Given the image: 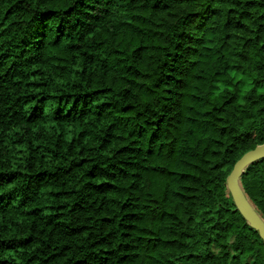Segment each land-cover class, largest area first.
Masks as SVG:
<instances>
[{"label":"trees","instance_id":"16d2710c","mask_svg":"<svg viewBox=\"0 0 264 264\" xmlns=\"http://www.w3.org/2000/svg\"><path fill=\"white\" fill-rule=\"evenodd\" d=\"M261 142L264 0H0V264H264Z\"/></svg>","mask_w":264,"mask_h":264},{"label":"water","instance_id":"95a60500","mask_svg":"<svg viewBox=\"0 0 264 264\" xmlns=\"http://www.w3.org/2000/svg\"><path fill=\"white\" fill-rule=\"evenodd\" d=\"M264 157V142L257 143L251 148L242 152L233 162L225 178L226 189L231 196V200L240 215L247 224L255 229L259 237L264 242V219L247 199L239 185V176L243 168L249 163Z\"/></svg>","mask_w":264,"mask_h":264}]
</instances>
